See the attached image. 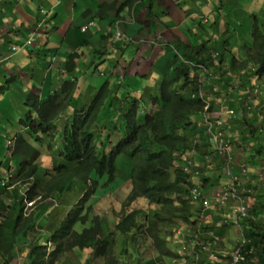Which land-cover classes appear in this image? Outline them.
<instances>
[{"label": "trees", "instance_id": "obj_1", "mask_svg": "<svg viewBox=\"0 0 264 264\" xmlns=\"http://www.w3.org/2000/svg\"><path fill=\"white\" fill-rule=\"evenodd\" d=\"M252 34L254 38L261 36L257 25L253 26ZM220 43L221 46H229L224 41ZM252 45L253 47L258 45L264 49V42L258 43L256 40ZM192 47L197 49V55L179 54V56L177 54L175 56L172 65L174 74L167 73L162 76L158 95H154L146 89L150 94L152 112L142 113L144 115L141 122L138 114L142 107L143 95L136 96V89L133 90V93L130 91L129 85L122 83L125 75L122 79H118V75L112 76L114 82H119L117 86L110 82L112 77H105L101 84L96 86V92L87 105L78 107L72 103L73 87L67 85L69 92L66 97L68 99L63 97L62 102L55 103L56 106H61L60 104L64 103L58 110L53 109L54 106L51 103L55 101L54 96L50 97L46 104L36 107L38 114H43L46 125L54 130L56 124L52 120L50 121V113L64 116L68 106L73 108L72 119L63 127L58 139L60 146L57 151L63 162L59 166L57 176L59 178L57 179H11L8 184H2L0 179V264H12L19 258H23L22 264H58L65 253L75 247L80 250L91 249L95 256L103 257L105 264H125L126 262L124 263L114 254L108 240L103 241L97 237L101 229V217L93 214L95 200H92V193L100 185L98 178L103 179L101 185L114 184L120 177L119 169L124 177L120 186H130L129 194L126 196L128 203L141 198L149 204L158 205L155 209H149V213L144 209L137 208L126 210L120 220L114 218L115 226L120 227L121 233L125 235L129 243L133 244L132 255L136 261L128 258L126 259L127 263L128 261H132L129 264H152L155 262L156 258L144 257L141 256L142 252H137L140 250V245L144 248L149 245L148 249L151 251L154 249L159 253V257L157 256L159 259L163 258L160 256L163 255L162 253H170L169 258L180 259L177 249L181 248L183 243L192 244L193 237L188 235L189 237L178 245L168 243V246H165L164 243L168 241L163 236V231L174 228L178 221L189 224L197 223V218L194 217L197 216L196 213L209 214L213 220L208 221L211 223L194 224L195 228L199 225L200 228H206V231L212 230L221 236L222 227L225 225L219 227L215 225V220H217L215 217L218 216L213 212L214 210L209 208L204 211L203 199L198 198L193 201L189 198L194 184L191 181V173L184 171L182 167L184 160L189 158L190 152L199 155L211 153L205 149L210 147L205 127H199L200 122L204 121V110L207 111L205 106L210 103L202 94V89H208L205 83L211 80V75L203 70L204 66L211 68L212 64L216 66L219 61L210 55L217 48L210 49L207 42H201ZM9 48L11 52L9 54L12 55L18 50V45L12 44ZM104 61L101 59L95 65L98 66ZM201 63L203 67L199 65ZM247 63H253L256 66L255 70L245 71L248 77L257 78L263 75L264 53L256 57L246 54L241 67L235 66L238 74L246 69ZM201 69L203 70L201 71ZM240 69L242 70L240 71ZM243 82L245 81L243 80ZM248 85L254 86L251 83ZM228 90L236 91L235 98L238 104L232 109L233 113L227 114L232 117V124H238L239 128L243 127L239 132L241 138L245 140L248 136L246 133H259L256 126L254 128L250 122L244 120L249 112H252L250 116L254 119L258 117L251 109V103L246 105L248 101L245 102V99L250 94L244 91L245 93L239 95L240 93H237V88L234 85ZM36 97L38 95L35 93L29 94L25 101L26 104L28 102L30 106H35L38 100ZM115 99L120 101L118 109L114 104ZM4 103L1 105L4 106ZM212 107V103L208 104L209 111H212ZM239 110L242 115L238 117L237 111L239 112ZM217 130L218 127L214 126L211 129L212 132ZM99 131L103 134L100 135ZM115 131L118 136L114 133ZM226 133L227 131H225ZM255 136L259 140L253 149L254 154H262L264 141H262L261 133H259V137L257 134ZM9 150H11L9 147L5 148V152H9ZM117 160L120 162L117 163ZM118 164H120L119 168ZM32 173V169H26L24 174L20 171L18 176L25 177ZM76 179H80L86 186L82 198L66 212L54 211L57 214L56 220L49 215L45 223L40 222L39 211L44 207L45 200L47 198V201L50 200L49 202L56 200L58 205H61L64 190L71 189ZM207 180L202 179V181ZM240 180L241 183L251 187L245 179ZM204 184L200 189L205 188ZM55 192H59V194L56 195ZM24 199L35 200L34 207L32 206V210L28 213L25 212L26 202ZM38 199H42L40 204H36ZM254 207V210L258 209L263 212L264 201H259ZM192 208L193 211H191ZM54 209L56 207H53ZM60 209L62 208L60 207ZM49 211L51 210L48 209ZM52 219L53 222H51ZM258 220H262L255 223L259 230L253 229L251 232H246L248 236L258 242L257 244L264 242V226L262 227L264 217L260 216ZM109 222L110 220H108ZM78 223L83 225L80 231L75 230ZM246 224L244 225L246 226ZM48 230L50 231L49 238L44 236ZM188 231L190 230L188 229ZM181 233L179 232L177 235ZM19 236L21 240L18 239ZM149 236L152 237L153 243L149 241ZM25 237L27 239L30 237V239L23 243L22 239ZM204 241L208 243L211 238L207 235ZM192 245V252L185 254V257L180 261L181 264H193V262L216 264L205 256L207 251L201 250V244ZM213 247L215 248V245H210L211 249ZM148 249L147 252H149ZM258 249L261 250L264 247L258 245ZM123 252L125 253L126 250ZM186 256H190L192 259L183 262L186 260ZM217 263L221 264V262Z\"/></svg>", "mask_w": 264, "mask_h": 264}, {"label": "crops", "instance_id": "obj_2", "mask_svg": "<svg viewBox=\"0 0 264 264\" xmlns=\"http://www.w3.org/2000/svg\"><path fill=\"white\" fill-rule=\"evenodd\" d=\"M22 4L32 11L25 12ZM43 11H48L52 16L47 18ZM31 12L34 14H29ZM240 14L251 15L250 24L252 26L248 27L245 32H243V23L238 20ZM3 21L5 24H2ZM89 21H92V24L86 31H82L80 27ZM0 25L2 72H6L10 78H12L11 72H23L24 81H21L22 77L18 81L22 91L39 92L42 99L56 92L61 95L60 98L67 96L69 92L67 85H69L73 87L72 103L78 107L88 103L84 102L86 99L82 97L83 93L79 95L76 93L78 92L76 82L79 77L74 75L75 72H79L82 75L81 82L83 80L88 82L89 76L83 70V67L88 65L78 68V64L83 63L85 57H89L90 62L95 64L101 59L105 60L98 65L97 69L103 68L105 72L107 71L106 73H109L110 69L118 70L122 66L135 68L121 75H114H118V79H122L125 75L122 83L129 85L131 92L136 89V96L139 97L140 92L145 91L141 101V109H144L150 103L148 91L158 95V79L167 73L174 74L172 65L175 56L177 54L197 55V49L192 46L207 42L210 49L217 48L210 55L219 61L216 66L212 64L211 68L204 66V70L201 69L211 75V80L205 83L208 87L205 89L207 90L205 95L213 104L211 114L220 115L223 118L230 138L238 135L241 128H237L238 124H232V117L227 114L228 109H233L238 104L235 98L236 91L228 89L239 82L246 84L245 82L250 81L251 77H248L245 71L256 69L255 64L247 63L246 69L238 74L237 81H234L235 66L241 67L246 54L256 57L264 53L261 46L254 45L253 47L252 45L256 40L258 43L264 42L262 36L254 38L252 34L254 25L258 26L260 35L264 31V0H0ZM50 26H52V31L46 29ZM225 28L227 32H224ZM117 29L122 32L121 39L114 37ZM225 33L229 34L224 37ZM30 35L34 36V44L28 47L25 45V40ZM222 41L229 46L223 45V48L220 43ZM12 44L18 45V50L15 52L17 55L9 54L11 53L9 47ZM165 49H167V54ZM82 50L84 52L89 50V52L83 53ZM158 50L163 54L154 61L155 55L159 53ZM71 55L74 57H70ZM168 56H171V60ZM239 58L243 60L240 61ZM3 59L5 60L2 62ZM30 60H33L35 64L30 65ZM152 63H154L153 67H151ZM217 71L219 75H216ZM108 76L111 75L108 74ZM142 76H146L145 82L141 81ZM5 78L6 75L2 73L0 80L3 81ZM254 79L258 81L263 79L262 86H264V73ZM57 80L60 85L58 89H55ZM115 82L119 84L118 81ZM50 84L51 91L45 94L44 90ZM89 84L88 82L90 87ZM96 86L92 90L94 93ZM15 90L10 94L11 100L5 98L2 101L5 105H11L9 104L11 102L20 103L21 88L16 85ZM90 90L87 88V91ZM222 94L225 96L219 97ZM145 99L148 100L145 101ZM237 114L238 117L241 116V110L237 111ZM250 115L247 113L244 120L250 122L255 128L257 127L256 119ZM256 129L264 132V123L263 129H258V127ZM236 139L239 142L234 145V152L239 160L248 161L249 173L245 180L253 191L249 199L251 217L249 216L247 220L244 232H251L253 229L258 231L255 223L262 221L258 218L260 216L263 218L264 212L254 210V205L259 201H264V166L261 169H255L252 164L261 166L263 162L257 161L248 141L243 140L240 135L236 136ZM190 156L196 164L191 174L192 181L208 179L203 193L206 197L212 198L215 191L225 181H221L214 190L219 180L217 171L220 168L218 166L220 159L213 155H199L194 152H191ZM0 159H2L0 166L4 169L5 157L2 158L0 155ZM198 167L202 169L204 176H201ZM234 170L238 171L237 167ZM250 175H253L254 179H251L253 177ZM50 210H53V205L50 206ZM56 216L57 214L53 216L55 220ZM114 218L116 219L117 216L114 215ZM222 228L223 243L221 245L228 246L231 239L234 244L236 237L233 228ZM201 236L205 235L201 234ZM257 243L252 239L255 248L253 259H248L242 264H264V249H258V245L264 247V242ZM181 259L183 257L178 260V263ZM125 262L127 263V260ZM130 262L128 261L127 264ZM12 264H15V260Z\"/></svg>", "mask_w": 264, "mask_h": 264}, {"label": "rangeland", "instance_id": "obj_3", "mask_svg": "<svg viewBox=\"0 0 264 264\" xmlns=\"http://www.w3.org/2000/svg\"><path fill=\"white\" fill-rule=\"evenodd\" d=\"M22 8H23V10H25V12L32 11V10H29L28 8H26L23 4H22ZM43 13L45 14V16L47 18H50L52 16L48 11H43ZM29 14L33 15L34 12H31ZM250 17H251V15H248V14H240V16L238 17L239 22L243 23V27H244L243 32H245V30L248 27L252 26V24H250V22H251ZM261 22H263V21H261ZM2 24H5L4 21ZM46 29L52 31V26L47 27ZM224 32H227V28H225ZM228 34L229 33H225V34H223V36L226 37ZM263 35H264V31H263L261 36H263ZM160 50L157 51L159 53H157L155 55L154 61H156L157 57H159L163 54V53H161ZM88 52H89V50L85 51V52L83 51V53H88ZM165 52L167 54V49H165ZM86 58H87V60H86ZM94 58H93V60L96 62V60ZM168 59L171 60V56H168ZM239 59H240V61L243 60L242 58H239ZM83 60H84L83 63L78 64V68L80 69V68H82L81 66L88 65L87 67H83V70L85 71L84 73L86 75L88 74V76H89V77L88 76L87 77H88V82L90 83L89 84L90 87L88 86L87 81L83 80L81 82V80H82L81 73L75 72L74 73L75 77H77V78L79 77L78 81L76 82V88L78 87V92H76V93L78 95L80 93H83L82 97H85V99H86L84 102H88L87 104H89L90 99L94 95V92L92 91L93 88L97 84L99 86L101 84V82L105 79L106 76L101 73V72H105V70L103 68L97 69L98 66L95 65V63H91L89 57H85ZM85 61H87V62H85ZM30 62H31L30 65L35 64L33 62V60H30ZM154 63H152L151 67L154 66ZM160 63H161V61H160ZM2 67L3 66H1V68H0V72L3 71ZM133 70H135V68L129 67V66H122L118 70L114 69V68L112 70L110 69V72L106 73L107 72L106 71L105 74L106 75L110 74L111 75L110 77H112V76H114V74L121 75L123 73H126L127 71H133ZM157 73H158V71H157ZM16 75H20L22 77L21 81H24L25 76H24L23 72H21V73L18 72ZM216 75H219V71L216 72ZM233 75H234V81H237L238 72L236 71V73H234ZM140 79H141V81L145 82L147 78H146V76H142V77H140ZM250 79L251 80L248 81L246 84H244V83L241 84V82L235 84L237 87V93L239 92L240 93L239 95H241V94L245 93L244 91H246L247 93L251 94L245 99V102L248 101V104L251 103V106H252L251 109L254 110L256 116L258 115V118L255 120V124L257 125L258 129H263V123H264V86H262L263 85L262 84L263 79H261V81L255 80L253 77H251ZM55 82L56 83H55L54 88L58 89L59 85H60L59 81L57 80ZM110 82L114 83L115 86H117V83L113 81V77L110 78ZM161 82H162V77L159 78L157 81L158 89H159V86L161 85ZM85 83H86V87H85ZM249 83L253 84L254 86L252 87V86L248 85ZM257 84H259V86H257ZM13 85L16 88V84L13 83ZM5 88H6V86L2 87L3 90ZM87 88H90L91 90L87 91ZM47 91H51V84L46 87V89L44 90V93L46 94ZM19 92L21 93V95L23 97H26V94H28L27 91H23L25 94H23L22 90H20ZM144 92L145 91H141L140 94H144ZM206 93H207V90L202 89V94L205 97H206V95H205ZM158 94H159V91H158ZM73 96H76V94H73ZM223 96H225V95L222 94L219 97H223ZM45 99H47V98H45ZM146 100H148V99H145V101ZM114 104L116 105L117 109L120 107L119 106L120 101H118V99H115ZM151 107H152V104L150 102L147 104L146 108L141 109L142 108L141 107L140 111L144 114L152 112ZM27 109H28V107L24 103H21L18 105H15V104L4 105V106L1 105L0 106V135H1V132L3 135H7L10 132H12V129L17 130L18 128H20V126H21V130L23 131L25 127H24V125H21L20 119L25 118V112L27 111ZM70 112H71V109L68 110L69 114H70ZM251 113L252 112H249L248 114H251ZM143 115L138 114L140 122L143 121ZM67 116L65 118H67ZM58 122L60 124H62L63 121H62V119H60V120H58ZM223 124L225 125L224 130H223V132L225 133L226 124L224 121H223ZM206 125H207V123L202 120L200 122L199 127H201V126L205 127V132H206L207 131ZM237 128H239V127H237ZM240 128H243V127L240 126ZM114 133L117 134V131H115ZM259 133H261L262 141H264V132H262L260 130ZM259 133L258 132L256 133L258 135V137H259ZM99 134L102 135L103 133L101 134V132L99 131ZM246 134L248 136L245 140L250 143V145L252 147L253 155L256 157V159L259 163L263 162V165H261V166H257V165L252 164V163L251 164L255 167V169H261L264 166V153L257 155V154H254V150H253L254 147L256 146V143L259 140V138H257L255 136L256 135L255 133H246ZM238 135H236V136H238ZM44 136H47V135H44ZM117 136H118V134H117ZM236 136L231 137L230 143L232 145H235L237 142H239V140L236 139ZM26 137H27V135H26ZM232 138H235V139H232ZM48 139H50L49 136H48ZM33 140H34V143H37V141H36L37 139H33ZM3 142H4L3 136H0V145H3ZM5 142H6V140H5ZM22 145H24V144H22ZM22 145H18V146L14 145L12 147V152L16 151L19 148H23L25 150L24 146H22ZM244 149H242V151H244ZM263 150H264V146H263ZM0 151H1V156H3V154H4L3 152H5V148L2 146V150H1V147H0ZM19 152H20L19 157H16V160L17 159L23 160L25 153H23V151H20V150H19ZM7 159L10 160L9 157H7ZM237 159H239V158L237 157ZM117 161H118L117 163L120 162L119 160H117ZM245 162L247 163L248 161L245 160ZM8 163L9 162L4 163L5 168L8 166ZM242 163L243 162H241L240 164H242ZM119 165L120 164H118V168H119ZM13 166L14 167L11 168L10 171L15 172V166H17V168H18V163L16 161H13ZM197 169H199L201 176H204L202 169L200 167H198ZM119 172H120V177L116 180V182L114 184H109L107 186L101 185V184H103V182H102L103 179L98 178L100 185L96 188L95 192L92 193V200L93 201L95 200V204L93 206V214L94 215L97 214L98 216L100 215L99 217H101L100 218L101 219V229L99 230V232H98L99 236H97V237L99 239H102L103 241L108 240V243H110L112 246L111 249L113 250L114 254L117 257H119L121 261H123L125 263L126 259H128V258L135 261V258L132 255V253L134 251L133 250V244L129 243L128 240L126 239L125 235L123 233H121L120 227L115 226L114 215L117 216V218L120 220L122 218V216L124 215V212L126 210H132V209L138 208V209H144V210H146V212H148L149 209H151V208L155 209V208H157L158 205L149 204L146 201H144V199H141V198L140 199L138 198V200H136L137 202L134 201V202L128 203V200H126V196L129 194L130 186L129 185H124V186L122 185V187L120 186L121 185L120 182L122 181V179H124V177H123V174L121 173L120 169H119ZM221 175H223V174L220 173V174H218L217 177L220 178ZM250 176L253 177V175H250ZM251 179H254V177ZM223 180H225V179H219L218 180V183H217L218 185L216 187H214V190L217 189L220 182ZM10 181H11V179H9V182ZM207 181H202V179H194L193 182L195 184L203 182L206 185ZM74 183L75 184L73 185V187L71 189L64 190V192H63L64 196L62 197V204L61 205H58V202L56 200H53L52 202H49L50 200L47 201L48 198L45 200L44 207L41 208L39 211L40 218H38V219H40V222L45 223L47 221L49 215H51L52 218H54L53 216L55 215V213H53V212L56 210H60V211L62 210L63 212H66V210H68L72 205L77 203L82 198V196L84 195V191H85L84 189L86 188V186L84 185L83 182L80 181V179H76L74 181ZM111 189H112V192H110ZM55 194L58 195L59 192L58 193L55 192ZM25 200L26 199H24V201ZM253 200L254 199H252V201ZM41 201H42V199H38L36 204H40ZM33 205L34 204H32L30 202H26L25 203V212L28 213L29 211H31ZM51 205H53L54 208L56 207V209L49 211V212H51V213H49L48 209H50L49 207ZM60 207L62 209H60ZM191 211H193V208L191 209ZM203 213L204 212L196 213L197 216H194L197 218V223L194 222V223L189 224V223H184V222L178 221L177 225L174 228L165 229L163 231V236L168 241V242L164 243L165 246H168V243L170 245H178L183 240H186L189 237L188 233H187L188 229L190 230L191 233L197 232L200 235L202 233H204V230H205L204 228H200L199 225L196 228L194 226V224H199V222L203 223V224L205 222H208L206 216H211V215H209V214L205 215ZM138 219H140V218H138ZM192 219H194L193 216H192ZM36 220H37V218H36ZM108 220H110L109 223H108ZM51 222H53V219L51 220ZM82 227H83L82 223H78L75 226V230L80 231ZM235 229L236 230L233 229V232L236 236V232L240 233V230L237 228H235ZM244 229H245V226H243V229H242L243 232H244ZM179 232H182V233L180 235H177V234H179ZM44 236L49 238L50 237V231L48 230L47 233H44ZM181 237H183V238H181ZM18 239L21 240L20 236ZM29 239H30V237L28 239L26 237L23 238L22 239L23 243H26V241H28ZM149 241L151 243H153V239L150 236H149ZM150 242H149V244H150ZM49 243H50V241H49ZM192 243H194V242H192ZM143 244H145V243H143ZM188 245H190V247L187 249V253L190 254L192 252L193 245L187 244V246ZM232 245H233V240L231 239L228 246H224V245L223 246L229 248ZM150 246H151V244H150ZM148 247H149V245H148ZM148 247L144 248V246L140 245V247H139L140 250H137V252H142L141 256L143 255L144 257L149 256V257L156 258V261L152 264H181L180 261L178 263V260H179L178 258H174V257L169 258L170 253H166V254L162 253L163 255H160V256H163V258L162 257H161L162 259L157 258V256L159 257V253L155 252L154 249H152V251H151L150 249H148ZM147 249L149 250V252H147ZM124 250H126L125 253L123 252ZM177 250L179 252L180 248ZM91 251L92 250H90L89 248H85L82 250L77 249V247L72 248L69 252L65 253V256H63V258L59 261L58 264H105V261H103V257L95 256ZM175 251H176V248H175ZM191 259H190V256L189 257L186 256V260H184L183 262H186L187 260L189 261ZM22 260H23V258H19L17 261H15V264H22ZM132 264H134V263H132ZM193 264H196V263L193 262Z\"/></svg>", "mask_w": 264, "mask_h": 264}, {"label": "clouds", "instance_id": "obj_4", "mask_svg": "<svg viewBox=\"0 0 264 264\" xmlns=\"http://www.w3.org/2000/svg\"><path fill=\"white\" fill-rule=\"evenodd\" d=\"M91 24H92V21H89L87 24L82 25V26H86L88 28ZM82 26L80 28H82ZM86 29L85 30L81 29V30L82 31H86ZM116 32L120 33V38H116ZM114 37H115V39H121L122 38V32L117 29L115 31V36ZM262 37H264V35ZM33 44H34V36L30 35L25 40V45L28 46V47H31V45H33ZM7 58H8V55H7ZM5 59H3L2 62ZM0 65H1V63H0ZM1 66H3V64ZM1 66H0V68H1ZM18 72L19 71L11 72L12 78L8 77V74H6V72H0V76L2 75V73H4L6 75V78L3 81L0 80V105H1V103H3L2 101L5 98L11 100L10 94L12 93V91H16L15 87L13 85V82H15L14 84H16L18 87H20L18 81H20L21 76L20 75H16ZM102 74L105 75L106 77L108 76L104 72ZM9 76H10V73H9ZM4 86H6V88L3 90L2 87H4ZM20 88L22 90V87H20ZM31 93L32 94L35 93L36 95H38V97H36L38 100H37V103L35 102L36 103L35 106H30L28 104V102H27V104L25 102V101H27L28 95L31 94ZM31 93L26 94V97L22 96V99H21V101L19 103V104L24 103L28 107L27 111L25 112V118L20 119L21 125H24V127H25L24 130L22 131L21 130V126H20V128H18L17 130L16 129H12V132H10L7 135H3L2 132H1V135H0V136H3V138H4L3 145H0L1 150H2V146L4 148H8L9 147L11 149V150H9V152H4V154L2 156V158L5 157V162L4 163L9 162L8 166L6 168L4 167V169H2V171L0 172V179H1L2 184H8L9 183V179H57V178H59V177H57L58 176V169H59L60 164L63 162V159L58 155L57 148L60 146V141L58 139H59V136H60L59 134L63 130V127L65 125H67L72 119L73 108L68 106L66 108L64 116H61L60 114H57V113H56V115H54L53 112L50 113V115H51L50 121L52 120L56 124V129L54 130V129L50 128V126L46 125L47 123L43 120L44 119L43 116H42L43 114L39 115L38 112H37L38 109H36V107H38V105L46 104L48 99L50 97L54 96L55 97L54 98L55 101L54 102L50 101V102L54 106L53 109L58 110V108H60L64 103L60 104L61 106H58V105L56 106L55 103L62 102L61 100L64 99L63 97H66V96H63V97L60 98L61 95L58 94V92H56L55 94L53 93V94L49 95V97L47 99H42L40 97L39 92H31ZM66 98L68 99V97H66ZM9 104L13 105L15 103L11 102ZM208 104H210V103L206 104L205 108L207 109V111L204 110V113L207 112V113L211 114V111L208 110ZM15 105H18V104H15ZM246 105H248L247 102H246ZM69 109H71L70 114L68 113ZM229 110H232V109H229ZM229 110H227V112ZM140 115H142L141 111H140ZM53 116H54V118L52 119ZM66 116H67L68 119L65 118ZM211 116H212V119H213V117L221 118L220 115L219 116H214L213 114H211ZM60 119H62V121H63L62 124H60L58 122V120H60ZM221 119L223 120V118H221ZM23 120H24V122H23ZM42 126H44V128H42ZM224 126L225 125H223V130H224ZM26 135H27V137H26ZM44 135H47V136H44ZM48 136L50 137V139H48ZM228 136H229L228 133H226V134L224 133V137L227 140V142L230 144L231 150H232V153H233V156H234V163L231 165V171H232L233 174H235L238 177V179H247L248 178V173H249L248 165L245 162V160L237 159V155L234 152V145H232L230 143L231 138L228 137ZM33 139H37L36 140L37 143H34ZM207 139H208V143H210V147L208 146L205 149L207 151H211V153L208 154V155H213V156H215V157L220 159V161L218 162V166L220 168L217 171L218 172L217 176H218V174L221 173V174H223L220 177L221 179H228L229 176L224 172V169H223V162L224 161H223L222 156H220V154H218L216 152L213 143L209 140V137ZM5 140H6V142H5ZM22 144H24V145H22ZM14 145H17V146L18 145H22V146H24L25 150L23 148H19L16 151L12 152V147ZM19 150L23 151V153H25V156L23 157V160H20V159L16 160V157H19V154H20ZM190 153H189V156H188L189 158H187L186 161L184 160V162L182 164V167H183L184 171H188L189 173L192 174L193 173V167L196 164H195V161L190 156ZM0 155H1V152H0ZM7 157H9L10 160H8ZM13 161H16L18 163V168H17V166H15V172L10 171V169L14 167L13 166ZM241 162H243V163L240 164ZM0 164H2V163H0ZM242 165L247 169V171L245 173L241 172V166ZM235 167H237L238 171L234 170ZM26 169H32L33 173L30 174L29 176L19 177L18 176L19 172L21 171L22 174H24ZM203 178H205V177H203ZM191 181H192V179H191ZM193 184H194V186L191 188V191L195 187L196 189H198L200 191V193H202L204 195V193H203L204 189L203 190L200 189V188L203 187L202 186L203 182L197 183V184H195L193 182ZM191 191H190V196H189L190 199H192L191 198V193H192ZM34 201L35 200H33V201L25 200V202H30L32 204H33ZM225 227H229V226H225ZM204 231H206V230H204ZM220 237H221V240L215 244V247L224 248L221 245L223 243L222 235ZM205 256H207V258L210 259L211 262H215L216 264H218L217 262H221V264L222 263L223 264H227L226 257L223 256L222 254H219L220 259L216 260V261L211 259V258H209L207 253L205 254ZM180 257L184 258L185 254L180 255Z\"/></svg>", "mask_w": 264, "mask_h": 264}, {"label": "built area", "instance_id": "obj_5", "mask_svg": "<svg viewBox=\"0 0 264 264\" xmlns=\"http://www.w3.org/2000/svg\"><path fill=\"white\" fill-rule=\"evenodd\" d=\"M86 28V26H82L81 29L85 30ZM116 38H120L119 32H116ZM228 112L233 113V110H229ZM204 121L207 123L206 133L209 140L213 143L216 152L222 156L224 161L223 169L229 177L225 179L221 186L215 191L212 198H206V196L200 193L195 187L191 191V198L193 201L198 198L203 199L204 211L209 208L214 210L213 212L218 216L215 217V219L217 218V220H215L216 226L225 225L234 230L237 228L240 230V233L236 232L235 243L231 247H213V249L210 248V245H215L221 240L220 235L214 231H204L202 234L205 236H201L197 232L191 233L188 231V235L193 237L191 241L194 243L192 244H201V250L207 251L206 253H208L209 258L216 261L220 259L219 254H222L226 257L227 264H242L248 259H253L255 253L252 239L242 230L249 216L251 217L249 199L253 191L250 187L246 186L245 183H241V180L231 171V165L234 163V156L230 144L224 137L223 120L219 117H213L212 119L211 114L205 112ZM213 126L218 127L216 132L211 131ZM246 171L247 169L242 165L241 172L245 173ZM221 208L223 209L221 210ZM206 218L207 221L213 220L210 216H206ZM207 235L211 238V241L208 243L204 241ZM189 247L190 245L187 246L186 243H183L178 254H186Z\"/></svg>", "mask_w": 264, "mask_h": 264}]
</instances>
